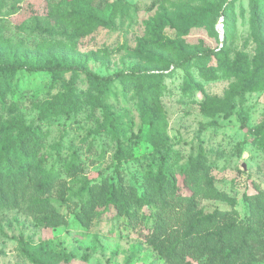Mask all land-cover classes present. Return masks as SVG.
Listing matches in <instances>:
<instances>
[{
  "label": "rangeland",
  "instance_id": "obj_1",
  "mask_svg": "<svg viewBox=\"0 0 264 264\" xmlns=\"http://www.w3.org/2000/svg\"><path fill=\"white\" fill-rule=\"evenodd\" d=\"M47 66L140 79L98 84L80 72L25 70ZM3 69L0 129L13 122L3 144L22 128L41 129L42 167L58 174L44 198L63 221L44 223L24 204L0 210V264H166L145 241L150 207L141 206L132 228L103 204L120 184L139 195L145 173L159 167L195 200L204 220L197 232L234 225L237 240L249 226L264 243V0H0ZM185 75L194 85L186 88ZM159 80L167 87L153 99L163 146L152 145L138 113L140 84ZM86 186L100 206L82 218L77 198ZM250 264H264V251Z\"/></svg>",
  "mask_w": 264,
  "mask_h": 264
},
{
  "label": "trees",
  "instance_id": "obj_2",
  "mask_svg": "<svg viewBox=\"0 0 264 264\" xmlns=\"http://www.w3.org/2000/svg\"><path fill=\"white\" fill-rule=\"evenodd\" d=\"M215 55L214 51L189 54L182 61L175 63L174 68H182L194 58ZM25 70L46 72L51 76L72 71L80 72L98 84L121 81L137 83L140 79L135 71H119L107 76H98L78 66H47ZM4 73H10V70L3 69L0 80L3 79ZM183 81L186 88L194 85L193 79L187 75ZM166 90V85L159 80L154 88H151L148 82H142L137 92L139 116L152 133V145H155L154 139L158 140L156 146H163L167 141L158 102ZM154 98L158 101H153ZM7 106L5 93L0 90V113H4ZM116 119L114 114L110 115V127H115ZM12 125L13 122L6 123L0 129L4 132L0 135V210L23 207L24 204L27 210L36 214L44 223L58 225L62 223L63 218L44 198L56 184L58 174L42 167L44 158L40 156L43 141L41 129L38 126L22 128L8 143L3 144V139H8L5 133ZM117 147V151L122 153L120 140H117ZM75 169L77 166H68L66 175L70 177ZM145 177L144 189L139 195L127 196L120 184L108 190L103 204L121 212L126 217V224L132 228L139 221L141 206L150 207L153 211L152 227L145 241L153 246L166 264H186L188 261L197 264H250L256 257V250L264 251L263 235L258 233V229L249 226L244 228L241 238L237 240H233L234 225L200 234L197 231L199 225L204 222L201 212L196 210L193 198L178 193L172 175L159 167L156 171H147ZM82 190L77 199L80 203V214L85 218L87 213L95 212L100 206V201L94 198L88 186Z\"/></svg>",
  "mask_w": 264,
  "mask_h": 264
},
{
  "label": "built area",
  "instance_id": "obj_3",
  "mask_svg": "<svg viewBox=\"0 0 264 264\" xmlns=\"http://www.w3.org/2000/svg\"><path fill=\"white\" fill-rule=\"evenodd\" d=\"M219 30L222 31V26H219Z\"/></svg>",
  "mask_w": 264,
  "mask_h": 264
}]
</instances>
